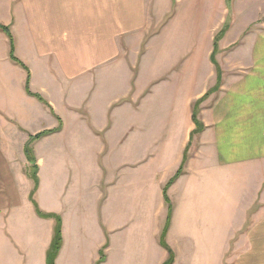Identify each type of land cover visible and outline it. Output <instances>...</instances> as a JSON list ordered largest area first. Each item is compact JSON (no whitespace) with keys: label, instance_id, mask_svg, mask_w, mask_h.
I'll use <instances>...</instances> for the list:
<instances>
[{"label":"crops","instance_id":"0c3cea01","mask_svg":"<svg viewBox=\"0 0 264 264\" xmlns=\"http://www.w3.org/2000/svg\"><path fill=\"white\" fill-rule=\"evenodd\" d=\"M77 1L64 28L62 0H0L45 101L0 30V264H48L34 191L55 264H264V19L237 35L227 0L211 20L175 0L129 54L127 6L119 25Z\"/></svg>","mask_w":264,"mask_h":264},{"label":"rangeland","instance_id":"374dc122","mask_svg":"<svg viewBox=\"0 0 264 264\" xmlns=\"http://www.w3.org/2000/svg\"><path fill=\"white\" fill-rule=\"evenodd\" d=\"M26 1H38V0H26ZM62 1L65 3L62 5V7H60L59 10L65 13L63 14V18H64V21H66V24L64 25V28H66L70 25V21L72 18L73 13H72V8H71V2L73 0H62ZM173 1L175 0H78L77 2H79V12L81 11H87V13L96 12V13H99L100 15L99 18L104 17L107 14V12L111 10L112 14L115 13L114 23L119 24V25H122L123 22L121 21L122 20L121 17H120L121 20L118 18V14L122 11V9H124L127 6L126 7L127 12L133 13V15H135L136 17L135 19L137 20V21L131 20L132 18L130 19V17L128 16L127 20L128 21L130 20L129 27H127L128 30L124 34L128 40V43H127L128 53L132 54L134 51L138 49V47H136L135 49L133 45L135 40L137 39L136 40L137 42L141 34L144 37L146 34L149 35L151 34V32L153 33L154 29L155 28L157 29L163 23L162 21H164L168 13H170ZM186 3H187V6L191 5L190 8L193 11L196 0H186ZM227 3L230 8V15H229L228 22H231L236 25L235 33L237 35L243 30V28L247 26V24L251 22V20H253L254 24L256 25H251V27L248 25L246 28V31H244L245 34L247 32H256L257 30L263 29L262 24L264 22L263 21L264 19V0H227ZM215 7H216L215 1L205 0L204 3L202 4V7H199L200 8L199 12H203L204 17H209V20H211V18L214 16V13H215ZM192 11H189V13H192ZM261 21L263 22L261 23ZM9 32L12 35L10 30ZM244 33L242 32V34H240L241 38L237 42H235L234 45L226 49L227 50L233 49V48L236 49L240 45L245 44L246 38L245 36H243L245 35ZM12 40H13V36H12ZM12 40H11V48H12ZM14 55H15V52H14ZM236 62H237L236 57H232L230 61H228L225 64V67L226 66L233 67L236 64ZM29 76H30V73L28 70L27 80ZM194 119L198 122L197 117H194ZM34 140L35 138H32L26 143L25 152H26L28 161L30 162L33 161V152L30 148V144H32ZM28 149L31 155L29 154V152L27 153ZM59 165H60V162L56 161L54 163V166L52 167V170H55L57 166ZM67 165H71L70 160H68ZM31 169L33 172V166L31 167ZM59 177H60V174L56 173V175L54 176L55 186L52 188V190L49 189L44 196H48L51 194V192L53 193L54 191L57 190ZM171 181H170V184H171ZM169 185L166 186L165 191L167 190V187ZM34 192H32L31 199H32V202L34 203V206L35 207L37 206L36 211L38 212V210L41 211V209L37 205V202L35 203L33 201ZM43 202L45 203L46 201H43ZM45 215H49V214H45ZM55 222L57 224L56 219H55ZM230 252H232V256L236 255L234 251H230ZM259 252L261 253L264 251H259ZM257 256L261 257L260 254H258ZM102 258H103V254L101 256V259Z\"/></svg>","mask_w":264,"mask_h":264},{"label":"trees","instance_id":"16d2710c","mask_svg":"<svg viewBox=\"0 0 264 264\" xmlns=\"http://www.w3.org/2000/svg\"><path fill=\"white\" fill-rule=\"evenodd\" d=\"M0 30L6 32L11 40H12V35L10 34L9 32V29L7 27H3L0 25ZM11 58L13 61H15L18 65L22 66L24 69H27V67L20 61L17 59V57H15L14 55V45H13V40H12V48H11ZM29 84H30V76L28 77V80H27V90H28V93L30 95H33V96H36L38 97V99H40L42 102L44 101V99L39 96V95H34L31 91H30V87H29ZM45 102V101H44ZM199 130V129H198ZM43 136V134H40L38 135L37 137H35V139H39ZM29 152V154L31 155L29 149L27 151V153ZM182 170L183 168L180 170V172H178V174L174 177V179L171 181V183H173L176 179L179 178V176L181 175L182 173ZM37 207V206H36ZM38 214L40 217H43V218H47V219H56L57 221V224H56V230H55V235H54V239H53V242H52V245L50 247V250L48 252V264H55V261H56V258L62 248V225H61V220L59 217H56V216H53V215H45L43 213H41V211L38 210ZM166 232H167V228L166 230L164 231V234H163V238H162V241H163V245L166 246V241H165V235H166ZM103 260V258L101 259V261ZM172 261L173 259H171L168 264H172Z\"/></svg>","mask_w":264,"mask_h":264}]
</instances>
